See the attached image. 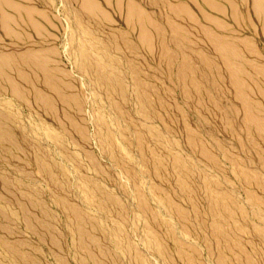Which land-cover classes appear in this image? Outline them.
I'll return each instance as SVG.
<instances>
[{"label":"rangeland","instance_id":"obj_1","mask_svg":"<svg viewBox=\"0 0 264 264\" xmlns=\"http://www.w3.org/2000/svg\"><path fill=\"white\" fill-rule=\"evenodd\" d=\"M209 2L0 0V264H264V36Z\"/></svg>","mask_w":264,"mask_h":264},{"label":"crops","instance_id":"obj_2","mask_svg":"<svg viewBox=\"0 0 264 264\" xmlns=\"http://www.w3.org/2000/svg\"><path fill=\"white\" fill-rule=\"evenodd\" d=\"M206 3L210 4L209 0H206ZM251 3H252V6H253L252 0H251ZM255 4H256L257 10H255L253 8V13L256 16L257 20H258L260 33H261L262 36H264V0H255ZM210 5H213V3L211 2ZM229 12H230V10H229ZM208 18L210 19V21L215 20V16L212 15V14L210 15V17L208 16Z\"/></svg>","mask_w":264,"mask_h":264}]
</instances>
